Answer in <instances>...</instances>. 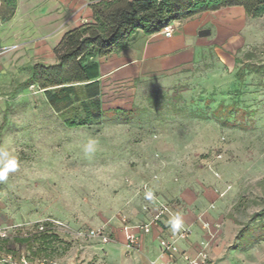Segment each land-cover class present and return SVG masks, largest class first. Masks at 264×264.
Here are the masks:
<instances>
[{"label": "rangeland", "instance_id": "rangeland-1", "mask_svg": "<svg viewBox=\"0 0 264 264\" xmlns=\"http://www.w3.org/2000/svg\"><path fill=\"white\" fill-rule=\"evenodd\" d=\"M220 19L203 36L213 45L198 51L189 66L101 83L103 108L130 110L124 116L69 127L36 87L9 95L0 116V171L4 152L17 168L0 180L5 224L52 217L64 233L108 224L120 202L114 179L125 182L127 170H151L175 182L183 198L172 201L195 204L203 217L215 210L218 218L233 221L234 230L243 228L240 247L264 240V213L254 216L264 208V73H251L242 84L234 79L241 64L234 57L264 63V14ZM232 101L247 110L245 117L231 111L224 120L212 112L219 102ZM90 142L93 150L86 152ZM27 228L10 237L26 236Z\"/></svg>", "mask_w": 264, "mask_h": 264}, {"label": "crops", "instance_id": "crops-1", "mask_svg": "<svg viewBox=\"0 0 264 264\" xmlns=\"http://www.w3.org/2000/svg\"><path fill=\"white\" fill-rule=\"evenodd\" d=\"M89 2L17 0L9 19L3 21L0 14V116L3 119V112L9 107L8 96L18 91L19 83L29 77L31 67L35 63H54L53 47L63 33L90 19ZM244 15L241 7H225L172 22L169 25L172 31L168 35L162 31L154 34L139 31L127 47L99 60L98 79L101 83L108 78L120 82L141 77L144 73L171 74L192 64L197 59V52L205 46L213 45L215 40L210 36L197 35L200 29L212 25L218 28L220 16L242 18ZM124 177L125 182L118 177L112 185V189L118 191L116 200L120 201L114 216L108 224L93 228L101 229L102 236L107 239L99 235L80 236L73 231L64 233L60 229L38 233L32 228L26 235L27 243L9 237L10 242L5 248L0 239V253L12 252L17 259L26 253V264L39 258V252L50 256L55 264H184L180 256L170 258L163 254L158 245L159 237L174 232L167 214L139 233L138 248L126 245L125 225L148 223L157 213L159 203L164 202L169 204L181 224L190 229L187 238L179 241L181 251L194 253L208 242L206 264H264V240L240 247L239 230H234L233 221L218 218L215 210H207L202 219L210 224H221L211 238L201 227L195 204L172 201L173 197L183 198V194L177 191L170 176L164 178L163 173L151 170H127ZM144 185H148L147 191L152 195L149 196ZM155 191H162V194L157 195ZM6 220L4 216L0 218V227L9 224H5ZM13 236L22 237V234L18 232Z\"/></svg>", "mask_w": 264, "mask_h": 264}, {"label": "trees", "instance_id": "trees-1", "mask_svg": "<svg viewBox=\"0 0 264 264\" xmlns=\"http://www.w3.org/2000/svg\"><path fill=\"white\" fill-rule=\"evenodd\" d=\"M16 1L0 0L3 21L12 16ZM88 6L90 19L64 32L53 47L55 62L35 63L29 77L19 83L20 87L32 85L40 90L49 106L69 127L91 125L110 116L130 113L125 108H103L99 60L127 47L139 31L154 34L174 21L232 6L241 7L249 18L264 14V0H90ZM234 63H241L234 72L239 84L251 73H264V63H244L238 57H234ZM234 90L239 94L238 88ZM177 97L181 96L177 94ZM209 102L204 98L203 103L208 105ZM231 111L238 117L247 114V110L234 101L229 105L219 102L212 110L216 117L224 120ZM263 213L264 208L254 216ZM242 229L237 238L242 236ZM27 237L12 236V240L27 243Z\"/></svg>", "mask_w": 264, "mask_h": 264}, {"label": "built area", "instance_id": "built-area-1", "mask_svg": "<svg viewBox=\"0 0 264 264\" xmlns=\"http://www.w3.org/2000/svg\"><path fill=\"white\" fill-rule=\"evenodd\" d=\"M172 28L168 25L166 26L162 32L164 34H170ZM144 189L147 191V188L144 186ZM148 194L152 193L147 191ZM223 193H220L222 195ZM167 214L171 217V225L177 216L172 211L169 204L160 202L159 208L157 213L153 216V218L148 223L137 224L135 226L125 225V238H126V245L130 248H138L140 245V232H145L152 224L156 223L159 218ZM198 220L201 223V227L207 232V234L212 238L215 234V230L219 229L221 224L219 222H215L210 224L202 219V216H198ZM63 223L52 217H44L41 219L34 220L32 222H25V223H11L5 226L0 227V239H5L10 237V234L13 232L14 229H19L22 227H29L27 229H32L34 227V231L38 233H49L53 232L57 229H61ZM173 226V225H172ZM190 233L189 227H185L181 224L180 228L174 230V232L169 233L167 236L159 237L158 245L163 254H166L168 257L173 258L175 256H180L184 262V264H206L209 260V255L207 252V245L208 242H205L201 248L196 250L194 253H189L186 251H181L179 248V241L184 240L187 238L188 234ZM77 234L80 236H102V230L97 229H84L81 228L77 231ZM28 235V234H24ZM104 239L107 237L102 236ZM17 263H27L26 253L21 254V256L17 259L15 258L14 254L9 251H4L0 253V264H17ZM31 264H55V261L48 256H42L37 258Z\"/></svg>", "mask_w": 264, "mask_h": 264}, {"label": "clouds", "instance_id": "clouds-1", "mask_svg": "<svg viewBox=\"0 0 264 264\" xmlns=\"http://www.w3.org/2000/svg\"><path fill=\"white\" fill-rule=\"evenodd\" d=\"M94 142H90L87 146H86V152H91L92 149V144ZM4 158L6 159V164L5 167L3 168L2 171H0V180H4L7 178V173L9 171H14L17 168V161L15 158H8V153L4 152L3 153ZM151 194H149L150 196ZM173 225V230L180 228L181 227V221L179 219V217L175 218L174 221L172 222Z\"/></svg>", "mask_w": 264, "mask_h": 264}, {"label": "water", "instance_id": "water-1", "mask_svg": "<svg viewBox=\"0 0 264 264\" xmlns=\"http://www.w3.org/2000/svg\"><path fill=\"white\" fill-rule=\"evenodd\" d=\"M198 33H199V36H205V35H209L210 34V30L207 29V28H203V29H200L198 31Z\"/></svg>", "mask_w": 264, "mask_h": 264}]
</instances>
